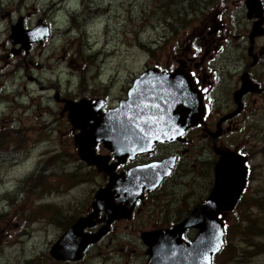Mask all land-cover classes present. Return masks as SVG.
<instances>
[{
  "label": "rangeland",
  "instance_id": "obj_1",
  "mask_svg": "<svg viewBox=\"0 0 264 264\" xmlns=\"http://www.w3.org/2000/svg\"><path fill=\"white\" fill-rule=\"evenodd\" d=\"M244 1L0 0V264H143L139 232L171 222L168 209L177 221L207 194L211 173L178 170L165 186L167 201L152 203L158 212L159 205L168 208L159 221L139 214L108 247H91L76 263L56 262L50 247L90 205L102 181L78 159L76 131L60 100L108 95L111 105L144 68H178L181 62L188 68L194 56L203 63L213 57L223 77L246 71L264 89V35L254 40L258 60L251 65L253 20L245 16ZM20 17L23 28L40 20L50 32L27 54L8 41ZM242 102L240 126L255 134L239 135L248 153V183L241 203L222 218L225 244L214 264H264V252L249 244L251 230L244 233L248 221L260 223L264 216L252 207L264 198V93L247 94Z\"/></svg>",
  "mask_w": 264,
  "mask_h": 264
},
{
  "label": "water",
  "instance_id": "obj_2",
  "mask_svg": "<svg viewBox=\"0 0 264 264\" xmlns=\"http://www.w3.org/2000/svg\"><path fill=\"white\" fill-rule=\"evenodd\" d=\"M245 7L247 18L255 19L248 36V54L251 55L254 39L264 35V11L259 0H245ZM48 34V27L40 20L33 29L23 30L19 19L11 27L9 39L13 44L20 43L27 51L30 44H41ZM247 92L259 93L260 89L245 73L235 93L237 109L230 116L240 112V98ZM64 102V111H68L72 127L80 131L74 136L78 157L87 165L103 168L106 173L108 168L97 162L91 150L97 142H103L115 158L123 162L127 156L143 152L154 142L178 141L184 130L194 126L203 114L199 92L190 77L179 71L167 75L156 70L142 73L134 80L126 100L104 114L100 113L102 104L99 101L93 104L87 100ZM218 155L209 195L171 229L141 235L148 247L147 264H211L212 257L221 250L224 232L218 216L233 210L246 184V167L245 158L234 152L219 151ZM171 164V160H164L137 168L129 172L126 180L108 173L109 185L93 198L94 213L77 219L52 245L50 256L60 262L81 260L87 246L96 243L112 221L130 219L134 201L142 198V189L150 188L148 184L157 186L169 174ZM101 209L106 213L97 222L106 225L95 234L83 233L85 228L95 225L93 220ZM188 229L197 233L193 240L185 242L181 236Z\"/></svg>",
  "mask_w": 264,
  "mask_h": 264
},
{
  "label": "flooded vegetation",
  "instance_id": "obj_3",
  "mask_svg": "<svg viewBox=\"0 0 264 264\" xmlns=\"http://www.w3.org/2000/svg\"><path fill=\"white\" fill-rule=\"evenodd\" d=\"M214 57L217 58L216 55ZM200 59L201 61H199ZM209 60L210 62L206 61V63H203L201 56H194L193 58L188 59V68L186 67V63L184 62H181L180 67H178L191 76L194 82V86L200 92L204 109V114L199 124L189 130H185L181 137H179L178 141L171 143L165 142L162 144H156L155 146H152L151 151L142 152L141 154H138L136 156L133 155V158L126 159L123 163H119L118 165H115L117 163V159L113 158L112 154L108 152V150L104 147L103 143H97L95 145L94 154L98 158L97 160L105 162V166L107 168H112V166L115 165V168L111 169V173L115 174L116 176H126L128 172L138 167L146 166L150 163L160 162L166 158H173L174 163L172 168V174H170L166 179H164L156 189H154L153 191L143 190L142 198L137 200L134 204L131 219H119L112 222L109 226V230L100 239V241L95 245L89 246L88 249L91 247L98 246H101L103 248L108 247L113 241H116L118 236L124 235L127 232V227L123 226V224L130 222L139 214L146 213L152 218L159 221L158 213H164V209L168 208H166L164 205H159V209L162 210L158 212L157 209L152 206V203L154 201L158 203L167 201L165 186L168 182L171 181V179L178 170L182 172H193L195 170H200L202 172L206 171L208 173H211L212 175L213 167L218 160L219 151H232L234 153L240 154L246 158V163L248 164V153L244 150L245 146L242 143L240 145L239 135L255 134L249 132V127H245L246 130L249 129L248 132H246V130L241 128L240 126V116L244 112L243 102L241 111L238 114L230 116L236 109V105L233 102V95L240 87V74H238L236 78L228 76L223 77L222 73L224 72V69L216 66V62L213 57H211ZM257 60L258 55L256 56L255 62L251 65H255ZM224 65H226V63H224ZM199 68L201 69V72L199 71ZM157 69L160 72L167 73L173 72L175 70V68L160 67H158ZM127 90L128 87L126 88L125 96ZM102 93L106 94V92ZM263 93L264 89L262 88V91L257 95H261ZM107 96L108 95L100 97L104 100L106 107H114L117 102L121 100L119 99L113 104L108 105L109 102L107 100ZM244 123L242 124V126L244 125ZM175 146L179 147L180 151H178V149L172 148ZM88 168L94 170L99 175H101V185L97 190L102 189L108 185V174L101 170H98L95 167ZM176 191L178 192L177 189ZM180 196H178L177 194L176 198ZM91 210L92 206L90 202V205L86 206L85 209L82 210L79 217L88 215ZM191 210L192 207L188 208L187 210H184L177 219V221H174L175 218H172L173 211L168 209V218L171 222H169L167 225L162 224L160 226H156L154 223L153 226H151L150 228L144 229L139 232L138 238L140 241L139 246L141 248L143 264L147 263L148 254L146 252V246L141 240V234L144 232H153L160 229L171 228L175 223L185 218ZM104 215V211H99L97 213V218L101 219ZM103 225V223L96 224V226L87 229V231L90 233L95 232ZM191 231L192 230H187L185 232V234L183 235L184 241H190L193 238L195 234L193 236H189V233ZM106 240L107 243H105ZM125 246L127 245L125 244Z\"/></svg>",
  "mask_w": 264,
  "mask_h": 264
},
{
  "label": "trees",
  "instance_id": "obj_4",
  "mask_svg": "<svg viewBox=\"0 0 264 264\" xmlns=\"http://www.w3.org/2000/svg\"><path fill=\"white\" fill-rule=\"evenodd\" d=\"M241 201L238 202L240 204ZM252 207H257L263 214H264V198H257L256 199V204ZM259 221L262 225H264V216L263 218H259ZM257 220H250L248 221L247 227L244 229V233H246V236L248 235V230L250 229V235L251 238L254 240L250 242L249 244L252 245L253 247H256L254 252L258 254L259 252H264V242L260 241L261 238H264V226H262ZM259 240V242L257 241ZM262 242V243H260ZM260 247L262 249H260ZM262 250V251H260Z\"/></svg>",
  "mask_w": 264,
  "mask_h": 264
},
{
  "label": "snow or ice",
  "instance_id": "obj_5",
  "mask_svg": "<svg viewBox=\"0 0 264 264\" xmlns=\"http://www.w3.org/2000/svg\"><path fill=\"white\" fill-rule=\"evenodd\" d=\"M217 247V249L219 248V244L216 246Z\"/></svg>",
  "mask_w": 264,
  "mask_h": 264
},
{
  "label": "bare ground",
  "instance_id": "obj_6",
  "mask_svg": "<svg viewBox=\"0 0 264 264\" xmlns=\"http://www.w3.org/2000/svg\"><path fill=\"white\" fill-rule=\"evenodd\" d=\"M193 209V208H192Z\"/></svg>",
  "mask_w": 264,
  "mask_h": 264
}]
</instances>
